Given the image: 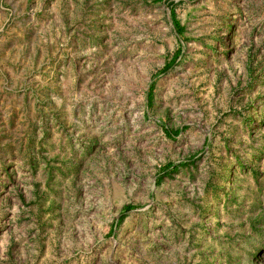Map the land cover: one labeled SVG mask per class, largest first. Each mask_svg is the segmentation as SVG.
I'll return each mask as SVG.
<instances>
[{
    "label": "rangeland",
    "instance_id": "rangeland-1",
    "mask_svg": "<svg viewBox=\"0 0 264 264\" xmlns=\"http://www.w3.org/2000/svg\"><path fill=\"white\" fill-rule=\"evenodd\" d=\"M0 264H264V0H0Z\"/></svg>",
    "mask_w": 264,
    "mask_h": 264
},
{
    "label": "trees",
    "instance_id": "trees-1",
    "mask_svg": "<svg viewBox=\"0 0 264 264\" xmlns=\"http://www.w3.org/2000/svg\"><path fill=\"white\" fill-rule=\"evenodd\" d=\"M167 167H168V166H167ZM131 208H132V206H130V205H126V206H125V209H126V210H129V209H131Z\"/></svg>",
    "mask_w": 264,
    "mask_h": 264
}]
</instances>
